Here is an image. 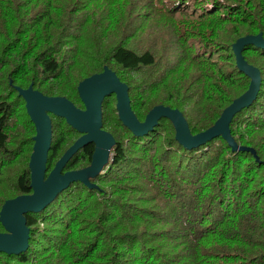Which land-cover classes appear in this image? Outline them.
I'll return each instance as SVG.
<instances>
[{
	"label": "trees",
	"instance_id": "trees-1",
	"mask_svg": "<svg viewBox=\"0 0 264 264\" xmlns=\"http://www.w3.org/2000/svg\"><path fill=\"white\" fill-rule=\"evenodd\" d=\"M257 35L264 40V0H0V209L32 193L35 129L15 88L83 109L78 84L107 68L139 122L169 107L194 136L248 89L232 47ZM242 57L260 86L229 129L249 151L233 152L221 137L187 149L162 118L134 136L111 95L102 130L115 144L88 179L93 188L73 183L25 215L27 249L0 254V264H264V49L245 46ZM49 117L46 175L80 137ZM92 153L80 149L63 173L88 168Z\"/></svg>",
	"mask_w": 264,
	"mask_h": 264
},
{
	"label": "water",
	"instance_id": "water-1",
	"mask_svg": "<svg viewBox=\"0 0 264 264\" xmlns=\"http://www.w3.org/2000/svg\"><path fill=\"white\" fill-rule=\"evenodd\" d=\"M249 45L264 49V40L261 35L246 36L238 39L232 47L237 69L249 79L248 89L222 111L212 127L194 136L190 134L182 114L169 107L156 106L147 113L143 122H139L130 108L128 88L107 68L78 84L77 94L83 106L82 110L63 97L44 96L33 90L31 86L27 89L15 88L18 96L25 103L26 114L35 129L28 164L32 193L8 200L2 205L0 225L4 233H0V254L18 255L27 249L29 230L25 215L39 213L73 183L79 182L85 187L93 188L88 179L100 173L108 164L110 150L115 144L112 135L102 130L101 106L103 100L111 95L115 97L118 121L134 136L145 135L162 118L171 122L175 130V140L187 149L204 145L221 137L233 152L249 151L237 147L229 129L232 118L248 108L255 101L259 91V71L249 66L242 57L243 48ZM49 115L63 119L67 126L81 136L65 151L46 175L47 155L52 141ZM88 144L94 147L89 167L63 173L67 162Z\"/></svg>",
	"mask_w": 264,
	"mask_h": 264
},
{
	"label": "flooded vegetation",
	"instance_id": "flooded-vegetation-1",
	"mask_svg": "<svg viewBox=\"0 0 264 264\" xmlns=\"http://www.w3.org/2000/svg\"><path fill=\"white\" fill-rule=\"evenodd\" d=\"M82 110V109H81ZM81 136V135H80ZM91 145V144H90ZM93 150H94V147H93Z\"/></svg>",
	"mask_w": 264,
	"mask_h": 264
},
{
	"label": "bare ground",
	"instance_id": "bare-ground-1",
	"mask_svg": "<svg viewBox=\"0 0 264 264\" xmlns=\"http://www.w3.org/2000/svg\"><path fill=\"white\" fill-rule=\"evenodd\" d=\"M47 11V10H46ZM59 13V12H58Z\"/></svg>",
	"mask_w": 264,
	"mask_h": 264
}]
</instances>
